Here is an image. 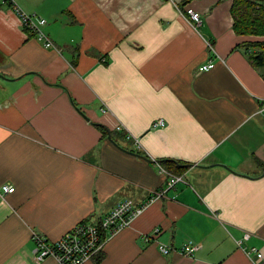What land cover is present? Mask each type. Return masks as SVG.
Instances as JSON below:
<instances>
[{
    "label": "crops",
    "instance_id": "1",
    "mask_svg": "<svg viewBox=\"0 0 264 264\" xmlns=\"http://www.w3.org/2000/svg\"><path fill=\"white\" fill-rule=\"evenodd\" d=\"M13 2L47 19L61 51L27 33ZM232 4L0 0V185L15 186L0 201V264H60L35 259L33 231L54 241L144 201L167 183L160 165L176 172L164 160L186 181L83 264H248L236 239L264 255V76ZM189 240L193 255L179 250Z\"/></svg>",
    "mask_w": 264,
    "mask_h": 264
},
{
    "label": "built area",
    "instance_id": "2",
    "mask_svg": "<svg viewBox=\"0 0 264 264\" xmlns=\"http://www.w3.org/2000/svg\"><path fill=\"white\" fill-rule=\"evenodd\" d=\"M13 6L27 33L34 35L45 47L61 51V48L55 43L45 29L48 22L45 17L36 12H29L15 2H13ZM177 6L195 28L202 23L203 18L201 12L192 5L185 4L181 6L177 4ZM209 47L211 49L214 48L210 42ZM213 66L214 61L209 60L199 65L197 70L204 71ZM262 110L264 111V104L262 105ZM164 123L165 121L160 118L153 122V126L164 125ZM160 167L161 170L167 174V183L165 187L153 191L144 201L136 202L132 198L119 200L110 211L104 214L98 221L82 220L54 241H50L45 235L37 231H33L35 259L41 261L47 256H52L60 264H83L99 255L108 237L130 225L133 219L141 213L147 205L163 196L169 189L174 188L178 182L186 181L184 173L172 172L163 165H160ZM14 190L15 186L10 183L0 185V201L4 198L6 193L13 192ZM249 235V232H245L243 239H247ZM236 242L248 255V264H261L264 255L260 249L254 246H245L242 239H236ZM198 247V243L189 240L185 242L179 250L185 254L193 255ZM159 249L163 253H169L172 247L160 243Z\"/></svg>",
    "mask_w": 264,
    "mask_h": 264
},
{
    "label": "trees",
    "instance_id": "3",
    "mask_svg": "<svg viewBox=\"0 0 264 264\" xmlns=\"http://www.w3.org/2000/svg\"><path fill=\"white\" fill-rule=\"evenodd\" d=\"M232 13L234 16L235 30L244 35H262V39H245L243 45L249 50V57L253 64L262 69L264 76V0H233ZM103 132L108 127L99 124ZM168 167L176 164L174 171L181 173L186 165H181L175 160H164Z\"/></svg>",
    "mask_w": 264,
    "mask_h": 264
},
{
    "label": "rangeland",
    "instance_id": "4",
    "mask_svg": "<svg viewBox=\"0 0 264 264\" xmlns=\"http://www.w3.org/2000/svg\"><path fill=\"white\" fill-rule=\"evenodd\" d=\"M247 38L246 39H262V35H254V34H251V35H246Z\"/></svg>",
    "mask_w": 264,
    "mask_h": 264
}]
</instances>
